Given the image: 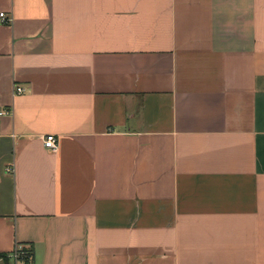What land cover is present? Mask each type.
Masks as SVG:
<instances>
[{"label":"crops","instance_id":"1","mask_svg":"<svg viewBox=\"0 0 264 264\" xmlns=\"http://www.w3.org/2000/svg\"><path fill=\"white\" fill-rule=\"evenodd\" d=\"M0 13V264H264V0Z\"/></svg>","mask_w":264,"mask_h":264},{"label":"built area","instance_id":"2","mask_svg":"<svg viewBox=\"0 0 264 264\" xmlns=\"http://www.w3.org/2000/svg\"><path fill=\"white\" fill-rule=\"evenodd\" d=\"M0 22L2 24H7L9 21L6 19L5 15L3 13H0ZM24 93V89L22 87L16 86L14 87V94L15 95H20ZM6 114L5 112H1L0 115ZM43 145L44 148L51 151L55 152L57 150V141L56 137L53 135H47L43 139Z\"/></svg>","mask_w":264,"mask_h":264},{"label":"rangeland","instance_id":"3","mask_svg":"<svg viewBox=\"0 0 264 264\" xmlns=\"http://www.w3.org/2000/svg\"><path fill=\"white\" fill-rule=\"evenodd\" d=\"M26 251L22 252L19 248L16 249L12 255L13 260H20V258L22 259L25 255H26Z\"/></svg>","mask_w":264,"mask_h":264},{"label":"trees","instance_id":"4","mask_svg":"<svg viewBox=\"0 0 264 264\" xmlns=\"http://www.w3.org/2000/svg\"><path fill=\"white\" fill-rule=\"evenodd\" d=\"M30 256H31V254H30V253H27L23 258H24L25 261H27V259H28ZM4 258H5V255H1V254H0V259H4Z\"/></svg>","mask_w":264,"mask_h":264}]
</instances>
